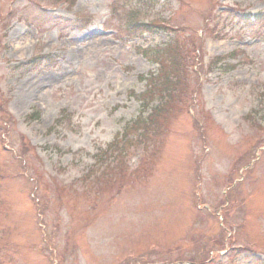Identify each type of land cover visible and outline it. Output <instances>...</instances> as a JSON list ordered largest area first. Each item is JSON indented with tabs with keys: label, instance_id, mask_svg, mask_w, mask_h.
Wrapping results in <instances>:
<instances>
[{
	"label": "rangeland",
	"instance_id": "1",
	"mask_svg": "<svg viewBox=\"0 0 264 264\" xmlns=\"http://www.w3.org/2000/svg\"><path fill=\"white\" fill-rule=\"evenodd\" d=\"M115 1L77 0L70 9L65 0H0V264H201L207 256L264 264L236 250H264V24L251 18L264 0H122L117 15ZM199 12L215 18L201 37L193 111L202 118L204 109L213 124L202 119L200 131L182 95L145 146L110 151L149 113L139 76L158 67L137 50L173 38L125 40L128 25L201 30ZM39 55L59 65L30 67ZM194 55L175 50L189 62ZM21 136L33 147L24 157ZM230 229L240 235L233 251Z\"/></svg>",
	"mask_w": 264,
	"mask_h": 264
},
{
	"label": "trees",
	"instance_id": "2",
	"mask_svg": "<svg viewBox=\"0 0 264 264\" xmlns=\"http://www.w3.org/2000/svg\"><path fill=\"white\" fill-rule=\"evenodd\" d=\"M142 26L145 29L139 32L140 35L144 33L153 34L155 28H152L149 25ZM179 46L185 47L183 45H178L176 49ZM174 47L175 43L174 45L166 47L167 49L164 48L165 50L157 51L158 54H156V58L158 59V63H160L159 72L157 75H151L148 79L151 88L144 97V100L148 99L145 106L155 99L158 100V104L154 107V112L149 118L144 119L140 117L133 124V130H143L139 135L140 138H147V134H150L151 128L156 126L154 122L157 117L159 118L162 115H170V113L178 105L182 95H184L183 97L185 99L188 98V94H185L186 88H189L190 78L189 63L187 62L188 59L177 58L175 56V52L172 54ZM186 50H188V46ZM166 51L168 54H166ZM153 95H157V97L153 98ZM139 142H141V139L135 143L138 144ZM114 147L115 149L118 148L116 145H114Z\"/></svg>",
	"mask_w": 264,
	"mask_h": 264
}]
</instances>
